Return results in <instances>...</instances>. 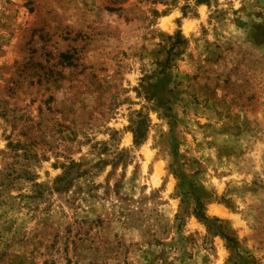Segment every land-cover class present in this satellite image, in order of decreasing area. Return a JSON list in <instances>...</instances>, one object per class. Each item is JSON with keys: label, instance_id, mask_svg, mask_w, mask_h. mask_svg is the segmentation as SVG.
Returning a JSON list of instances; mask_svg holds the SVG:
<instances>
[{"label": "rangeland", "instance_id": "1", "mask_svg": "<svg viewBox=\"0 0 264 264\" xmlns=\"http://www.w3.org/2000/svg\"><path fill=\"white\" fill-rule=\"evenodd\" d=\"M0 264H264V0H0Z\"/></svg>", "mask_w": 264, "mask_h": 264}, {"label": "trees", "instance_id": "2", "mask_svg": "<svg viewBox=\"0 0 264 264\" xmlns=\"http://www.w3.org/2000/svg\"><path fill=\"white\" fill-rule=\"evenodd\" d=\"M134 138L137 139V137L135 135H134ZM199 217L202 218V219H206L207 218L203 213H201V215Z\"/></svg>", "mask_w": 264, "mask_h": 264}]
</instances>
